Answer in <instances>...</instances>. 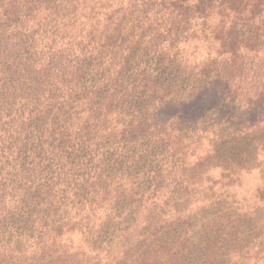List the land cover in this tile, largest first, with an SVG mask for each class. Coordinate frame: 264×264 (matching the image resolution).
<instances>
[{
    "label": "trees",
    "instance_id": "1",
    "mask_svg": "<svg viewBox=\"0 0 264 264\" xmlns=\"http://www.w3.org/2000/svg\"><path fill=\"white\" fill-rule=\"evenodd\" d=\"M0 264H264V0H0Z\"/></svg>",
    "mask_w": 264,
    "mask_h": 264
}]
</instances>
